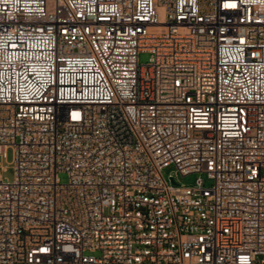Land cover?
Segmentation results:
<instances>
[{"label":"built area","instance_id":"built-area-1","mask_svg":"<svg viewBox=\"0 0 264 264\" xmlns=\"http://www.w3.org/2000/svg\"><path fill=\"white\" fill-rule=\"evenodd\" d=\"M9 149L0 264H264V0H0Z\"/></svg>","mask_w":264,"mask_h":264},{"label":"rangeland","instance_id":"rangeland-1","mask_svg":"<svg viewBox=\"0 0 264 264\" xmlns=\"http://www.w3.org/2000/svg\"><path fill=\"white\" fill-rule=\"evenodd\" d=\"M150 57V53L149 52H142L139 55V61L140 63H146L148 62ZM13 159V152L11 149L8 150L6 155H0V163L3 167V169L0 170V175L7 180H12L14 177V169L11 165ZM173 170V167H170L168 169H166L165 173H169L170 171ZM196 175L195 174H191L188 176H179L178 180L180 183H184V184H192L194 179H195ZM205 177V176H204ZM59 178L62 182H66L68 180V175L66 173H60L59 174ZM206 185H210L211 181H209L208 179H206Z\"/></svg>","mask_w":264,"mask_h":264}]
</instances>
